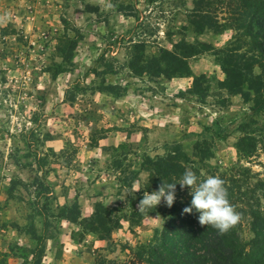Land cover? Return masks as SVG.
Segmentation results:
<instances>
[{"label":"rangeland","instance_id":"1","mask_svg":"<svg viewBox=\"0 0 264 264\" xmlns=\"http://www.w3.org/2000/svg\"><path fill=\"white\" fill-rule=\"evenodd\" d=\"M196 1L0 0V260L95 264L99 255L125 260L150 244L163 218L159 212L135 224L151 189L141 164L176 144L198 182L224 181L229 203L244 209L242 240L253 238L247 206L264 209V112L253 114L250 103L220 88L224 75L212 52L187 59L189 76H157L149 60L163 50L189 52L176 49L183 44L219 49L234 36L233 29L193 33ZM227 1L204 5L233 28ZM242 138L256 145L253 153L237 148ZM182 176L171 183L185 196ZM98 194L108 210L115 206L104 216L120 226L111 241L82 235L68 221L74 205L96 203ZM108 195L119 197L113 203Z\"/></svg>","mask_w":264,"mask_h":264},{"label":"trees","instance_id":"2","mask_svg":"<svg viewBox=\"0 0 264 264\" xmlns=\"http://www.w3.org/2000/svg\"><path fill=\"white\" fill-rule=\"evenodd\" d=\"M204 1L197 0L194 3L189 18V29L198 35L206 31L223 35L226 30L233 29L234 36L219 49L211 47L209 43L201 45V51L194 44L178 45L176 49L180 51L189 49V52L179 54L180 58L179 55L163 50L162 58L154 56L149 59L156 75L165 78L189 76L191 70L187 59L201 52H212L215 63L224 75V80L219 82L220 88L230 95L240 96L245 103H250L253 114H261L264 112V0L227 1L230 8L226 20L232 23L233 28L227 26L229 24H221L217 12L212 15L204 5ZM143 58L139 57L136 60L143 63ZM256 69H259V72H255ZM191 93L198 94L195 91ZM247 139L242 138L237 148L246 154H251L255 151L256 145L243 143ZM188 163L187 154L181 145L176 144L169 146L163 157L146 156L141 164V171L148 173V183L151 189L157 191L163 182L171 183L173 177L177 178L178 175L184 174ZM151 189L146 192L151 193ZM191 199L190 192L182 196L181 192L176 191V199L172 207L165 208V205L160 203L162 209L138 212L135 218H139L135 224L148 215L162 214L163 226L160 230H155L152 242L140 245L136 251L130 252V257L125 260L108 259L99 255L95 264H264V209L251 210L247 206L250 210L248 215L252 219L250 228L253 238L245 243L239 233L240 220L227 233L219 234L218 230L211 226L200 225L197 219L199 213L195 210L191 213L183 211L190 205ZM230 204L239 214L244 212L243 207L238 206L239 203ZM74 208L76 218L68 221L81 226L82 235L97 234L99 240L111 241L112 231L120 227L118 222L107 224L104 216L114 210L113 208L108 210L100 201L94 204L92 214L88 217L81 218L77 204ZM163 212L168 215H164ZM34 240L42 242L39 236L34 237ZM40 248V253L43 254V246ZM4 257L5 255L1 258L0 264H7Z\"/></svg>","mask_w":264,"mask_h":264},{"label":"clouds","instance_id":"3","mask_svg":"<svg viewBox=\"0 0 264 264\" xmlns=\"http://www.w3.org/2000/svg\"><path fill=\"white\" fill-rule=\"evenodd\" d=\"M199 178L192 170H186L178 182L181 189L190 186L191 203L185 207V213L195 210L199 213L197 219L200 225L211 226L219 234L227 233L240 220V214L229 203L224 181L219 177L209 176L206 180L198 182ZM177 183H162L157 191L146 193L139 201L137 209L144 212L155 209L163 202L172 207L176 199Z\"/></svg>","mask_w":264,"mask_h":264},{"label":"crops","instance_id":"4","mask_svg":"<svg viewBox=\"0 0 264 264\" xmlns=\"http://www.w3.org/2000/svg\"><path fill=\"white\" fill-rule=\"evenodd\" d=\"M179 81H181L182 80V82H184V81H186V80H188V79H178ZM174 80H172L171 82H173ZM170 82V83H171ZM181 82V83H182ZM180 83V82H179ZM180 85V84H179ZM143 105H145L144 103H143ZM148 110H149V108H148ZM141 114H142V112H141ZM108 141H109V138H106V139H103V143L105 144V145H107V143H108ZM111 141H114L115 143H113L112 145L113 146H117L118 145V142L120 143V141H118V140H116V139H113V140H111ZM116 141H117V143H116ZM112 143V142H111ZM149 154V153H148ZM136 171L139 173V175L141 174L140 173V168H138V169H136ZM101 193V192H100ZM103 193V192H102ZM104 194V193H103ZM100 196V197H99ZM102 196L103 195H101V194H98L97 195V197L98 198H101L100 199V202L102 201V203H103V199H102ZM117 197H119V196H117ZM117 197H114V196H112V195H108V198L109 199H114V202L113 203H115V200L117 199ZM90 200H91V202H90ZM95 201V198L93 197V198H89V202L87 201V203L85 204V203H82L81 204V201H80V212H81V217H88V216H90L91 214H92V211H93V206H94V202ZM107 201V200H106ZM104 204V203H103ZM105 206H107L106 204H104ZM116 205V204H115ZM112 208L113 207H115L114 206V204H112V206H111ZM111 209V208H110Z\"/></svg>","mask_w":264,"mask_h":264}]
</instances>
